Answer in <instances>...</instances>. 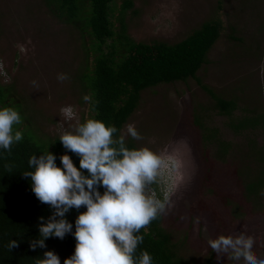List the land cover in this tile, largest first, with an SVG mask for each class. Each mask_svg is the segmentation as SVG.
<instances>
[{"label":"rangeland","instance_id":"1","mask_svg":"<svg viewBox=\"0 0 264 264\" xmlns=\"http://www.w3.org/2000/svg\"><path fill=\"white\" fill-rule=\"evenodd\" d=\"M220 1L219 8V0H132L123 13L126 33L145 43H175L216 15L225 26L196 78L143 89L122 129L136 147L162 156L159 171L166 176L167 191L161 225L178 255L195 264L209 256L214 264H228L207 243L219 235L247 236L255 242L254 255L264 258V189L257 197L245 189L254 178L257 190L264 181L258 173L264 161L251 148L261 147L264 154V131L257 133L255 127L242 136L225 135L231 148L219 156V146L207 144L197 124L223 129L229 122L217 114L201 84L236 100L235 121L243 108L264 111V0ZM82 46L78 32L50 14L43 0H0V83L11 85L40 140L59 137L82 120L85 104L77 76L85 57ZM58 73L69 79L57 80ZM67 106L75 113L71 120L61 111ZM129 124L141 140L126 134Z\"/></svg>","mask_w":264,"mask_h":264},{"label":"trees","instance_id":"2","mask_svg":"<svg viewBox=\"0 0 264 264\" xmlns=\"http://www.w3.org/2000/svg\"><path fill=\"white\" fill-rule=\"evenodd\" d=\"M43 2L50 14L75 29L82 40L85 57L77 75L78 86L82 99L87 95L89 100H81L85 104L81 122L91 117L106 125H114L118 130L114 138L122 135V129L137 107L143 89L161 83L196 78V72L207 60V52L225 30L222 18L216 15L175 43H145L134 41L126 33L123 13L132 7V0H120L119 4L117 0ZM218 3L220 8L221 1ZM238 40L240 41L239 38ZM197 80L200 84V80ZM201 86L213 99L217 114L229 120L223 129L204 122L197 123L202 129L203 140L207 144L215 142L219 146V156L226 155L231 148V141L225 135L242 136L248 128L253 130L255 127L257 133L264 131V111L243 108L235 121L233 112L238 109L236 100L224 98L205 85ZM0 106L18 110L22 122L14 127L23 133V139L14 143L10 150H0V264H36V260L43 258L46 250L57 254L60 264H63V260L74 249L75 239L71 234H66L63 239H45L46 247L43 249L29 248V242L39 235L38 225L41 221L38 217L47 218L52 210L47 204L38 201L31 191L30 179L24 177L23 173L31 171L28 160L34 154L39 155L48 150L56 155V164L60 166L59 156L67 152L74 165L79 167L78 156L67 151L58 140L59 137L45 141L36 136L11 85L0 83ZM125 144L129 148L136 147L131 138H125ZM252 147L253 150L257 148L255 154L259 156L256 157L261 162L264 161L262 148L256 145ZM258 173L264 176V170ZM248 183L245 189L255 197L259 194L257 191L263 193L264 181L259 190L254 184L255 178ZM149 186L158 190L156 181ZM99 191L102 192L103 189L100 188ZM84 210L83 206L78 210H70L66 219L74 223L77 213ZM161 219L162 214L159 213L140 230L143 241L138 244L134 255L138 256L143 250L151 255L153 264H195L178 255L177 245L162 227ZM10 240H16L17 246L9 249ZM203 264H214L212 257H207Z\"/></svg>","mask_w":264,"mask_h":264},{"label":"clouds","instance_id":"3","mask_svg":"<svg viewBox=\"0 0 264 264\" xmlns=\"http://www.w3.org/2000/svg\"><path fill=\"white\" fill-rule=\"evenodd\" d=\"M67 79L66 73L57 74V80ZM31 83L37 86L35 80ZM83 99L87 101L89 97L85 95ZM61 111L68 120L75 116L71 106ZM21 122L18 110L0 106V150L8 151L23 139L22 131L14 127ZM117 131L114 125L91 117L61 130L58 140L78 156L79 167L67 152L59 156L60 166L56 155L48 150L29 157L31 171H25L23 176L30 179L31 191L38 201L52 210L47 218L38 217L39 235L29 242V248L43 249L45 239H63L71 234L74 249L63 264H153L147 251L134 254L143 241L140 230L165 209L167 180L159 171L164 161L146 146L127 147L123 135L114 138ZM126 134L135 140L143 138L133 124L127 126ZM154 181L158 190L149 186ZM150 191L154 194L150 195ZM81 206L85 210L77 213L74 223L69 222L66 214ZM207 243L215 253L223 254L228 264H264V258L254 255L255 242L247 236L233 240L219 235ZM16 246V240L9 241V249ZM36 264H60V258L46 250Z\"/></svg>","mask_w":264,"mask_h":264},{"label":"built area","instance_id":"4","mask_svg":"<svg viewBox=\"0 0 264 264\" xmlns=\"http://www.w3.org/2000/svg\"><path fill=\"white\" fill-rule=\"evenodd\" d=\"M166 191H167V190H164V193H163L165 196H166Z\"/></svg>","mask_w":264,"mask_h":264}]
</instances>
